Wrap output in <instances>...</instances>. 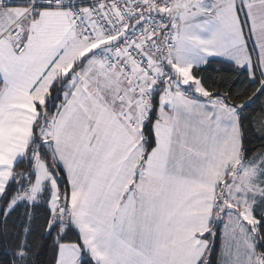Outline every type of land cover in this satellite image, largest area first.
Listing matches in <instances>:
<instances>
[{"label":"snow or ice","instance_id":"obj_1","mask_svg":"<svg viewBox=\"0 0 264 264\" xmlns=\"http://www.w3.org/2000/svg\"><path fill=\"white\" fill-rule=\"evenodd\" d=\"M0 264H264V0H0Z\"/></svg>","mask_w":264,"mask_h":264},{"label":"trees","instance_id":"obj_2","mask_svg":"<svg viewBox=\"0 0 264 264\" xmlns=\"http://www.w3.org/2000/svg\"><path fill=\"white\" fill-rule=\"evenodd\" d=\"M214 67L219 68L220 65H214ZM209 71H211V70H209ZM211 74H212V75H215L214 72H212ZM237 87H239V85H237ZM254 107H255V106H254ZM46 255H47V253L45 252V255L42 257V259H43V258H46Z\"/></svg>","mask_w":264,"mask_h":264}]
</instances>
